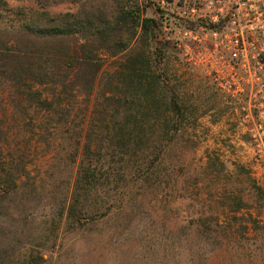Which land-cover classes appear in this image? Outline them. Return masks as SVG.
<instances>
[{"label":"trees","instance_id":"16d2710c","mask_svg":"<svg viewBox=\"0 0 264 264\" xmlns=\"http://www.w3.org/2000/svg\"><path fill=\"white\" fill-rule=\"evenodd\" d=\"M158 28L136 4L52 14L13 10L0 0V209L7 216L21 212L27 223L34 208L28 203L43 198L35 191L44 178L32 168L58 156L75 174L66 181L60 220L50 227L55 240L64 219L67 231L107 216L101 211L107 207L89 211L82 199L101 202L113 185H131L142 196L180 181L179 192L187 191L188 145L173 141L179 131L173 115L181 109L161 104L170 91L167 74L158 71L150 40L138 41ZM46 261L41 252L28 258Z\"/></svg>","mask_w":264,"mask_h":264},{"label":"rangeland","instance_id":"374dc122","mask_svg":"<svg viewBox=\"0 0 264 264\" xmlns=\"http://www.w3.org/2000/svg\"><path fill=\"white\" fill-rule=\"evenodd\" d=\"M5 1L13 10L52 14L114 11L119 3L136 4L143 18L156 19V36L148 39L141 32L138 41L150 40L157 69L167 74L170 91L161 104L175 102L181 109V114L173 115L179 127L173 141L188 145L183 156L190 178L184 193L179 192L180 181L142 196L121 183L103 190L101 202L93 195L81 198L89 211L103 205L107 208L101 211L108 215L84 222L79 230H64V219L55 240L50 227L60 220L66 181L75 171L62 166L61 156L45 161L40 169L32 168V175L44 178V185L35 191L43 198L39 205L28 203L27 208H34L29 209L27 223L21 212L13 217L0 209V264H30L29 255L37 252L47 260L45 264H264V191L251 174L242 130L213 77L187 59L186 46L173 43L183 25L173 22L168 0ZM197 32L206 38V46L214 47L210 34ZM104 64L113 68L110 58L104 57ZM39 242L42 247L37 248Z\"/></svg>","mask_w":264,"mask_h":264},{"label":"built area","instance_id":"2783aa9c","mask_svg":"<svg viewBox=\"0 0 264 264\" xmlns=\"http://www.w3.org/2000/svg\"><path fill=\"white\" fill-rule=\"evenodd\" d=\"M167 6L173 22L183 25L173 43L186 46L187 59L224 93L242 130L251 174L264 188V0H168ZM197 29L212 36L213 48Z\"/></svg>","mask_w":264,"mask_h":264}]
</instances>
